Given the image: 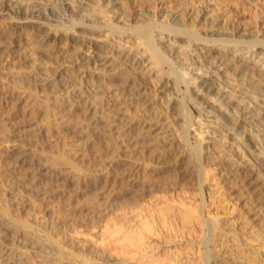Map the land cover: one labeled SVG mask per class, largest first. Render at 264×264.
I'll use <instances>...</instances> for the list:
<instances>
[{
	"label": "bare ground",
	"instance_id": "1",
	"mask_svg": "<svg viewBox=\"0 0 264 264\" xmlns=\"http://www.w3.org/2000/svg\"><path fill=\"white\" fill-rule=\"evenodd\" d=\"M228 1L0 0L6 57L43 52L0 87V264H260L238 229L264 230V0ZM19 104L35 129L13 127ZM75 215L110 252L65 231Z\"/></svg>",
	"mask_w": 264,
	"mask_h": 264
},
{
	"label": "rangeland",
	"instance_id": "2",
	"mask_svg": "<svg viewBox=\"0 0 264 264\" xmlns=\"http://www.w3.org/2000/svg\"><path fill=\"white\" fill-rule=\"evenodd\" d=\"M148 1V0H146ZM228 2L234 4V2L232 0H229ZM248 14V17L252 16L253 10L251 8V6L248 7V9L246 10V12ZM6 21L3 20V18L0 17V31H2V28H4ZM93 34V37L95 39V36L99 39L102 40L101 38L103 36H105L106 32L105 31H94L91 32ZM21 34V33H20ZM42 35V34H41ZM21 38L23 39V41H25V36L24 34H21ZM96 38V39H97ZM111 41H113V38L111 39ZM108 43H110V41H108ZM3 45H0V59L3 58L2 61H4V65L1 66V70L3 73H5L3 76L5 77V79H3V77H1V83L2 85H0L2 92L4 93L5 96H7L6 93V89L2 86H6L7 83L10 81L9 79H11V75L14 76L15 78L18 79V77L22 76V75H26L28 74L27 72L31 73V71H33L36 62L41 61L39 59L40 55H42L43 52L39 51L38 53H32V50L29 48L30 45H27L26 43L23 42V44H21V46L15 50L16 53H18L17 55H15L16 53L14 52V54H12V56L10 57H6L7 50L8 48L4 49L6 44L4 43H0ZM49 45H51L52 47H50ZM49 45H44L45 49L48 52H53L54 50L58 49V46L61 44H54L52 41L49 42ZM13 49H16V47L14 46ZM5 50V52H4ZM6 54V55H5ZM15 59H14V56ZM20 55V56H18ZM11 57L13 59H11ZM27 57V58H26ZM33 57V58H32ZM19 58V59H17ZM37 58L38 61H35L33 59ZM10 59V60H9ZM26 59V60H25ZM28 59V60H27ZM7 60V61H6ZM12 60V61H11ZM21 60V61H20ZM17 61V62H16ZM34 62V63H33ZM33 64V65H32ZM38 64V63H37ZM36 64V65H37ZM99 64V62H98ZM97 64V65H98ZM33 68V69H32ZM10 72V73H9ZM26 73V74H24ZM20 75V76H19ZM7 78V79H6ZM223 80H228V78L226 76H223ZM8 81V82H7ZM22 104V103H21ZM21 104L17 105L18 109L15 108V110L13 111L15 113V116L12 119L13 123V127H16V129H20V128H24L25 129L28 127V125L30 124V128H36V122L40 121V119H35L36 117L39 118V116H36L35 118H30L31 122L27 119L29 117L23 116V114L19 113L20 111H22V108L20 109L19 107H21ZM22 115V116H21ZM34 122V123H33ZM33 125V126H32ZM36 126V127H35ZM75 137V139H74ZM72 139L76 140V135H72L71 136ZM210 138L213 139L214 135H210ZM216 141H219V136H217L215 138ZM219 149V148H218ZM4 163V162H2ZM4 168V166H2L0 169L2 170ZM54 181V184L56 186H58L57 188V192H58V200H61V202L64 201H68V199H66L67 197L65 196V193H68L70 191H72L73 189L71 188V185L69 184L67 179H63V178H59L57 177ZM188 182H191V178H189L187 180L186 184H182V185H174L171 187H169V190H167L166 193H164V197H162V193L160 194L159 192L153 191L152 194L150 195V199L153 201H159L162 199H174L177 198L178 196H175V192L174 190H180V191H187L189 190V185ZM53 184V185H54ZM10 185L8 184L7 186H5V183L0 179V190L2 188H5L6 190L9 189ZM234 191L235 193H239V188L238 186L234 185ZM2 191V190H1ZM91 192V191H90ZM89 193V191H82V196H85V194ZM229 194V195H228ZM218 196L220 198V203L217 207V214L227 218V214H228V209L229 207H231L232 205H237L238 201H235V199L233 197H231L232 195H230V193H228V191H226V189L221 188L219 190ZM162 203V202H161ZM160 203V204H161ZM115 206L114 205H100L97 208V213H99L100 215L104 212V214H108L107 216L111 215L113 210H115ZM37 210L40 211L39 208H37ZM99 210H101L99 212ZM111 210V211H110ZM43 214V215H42ZM244 214V213H243ZM36 217H38L39 219H46L48 221H50L51 219H57L58 215H59V211H57V213H51L50 210H44L36 213L35 214ZM245 217H247V214H245ZM85 218H83L81 215L80 216H72L71 218L67 219L64 224H65V231H67L68 233H74L77 230H85V235L86 238L89 240V245L91 248H93L96 251H101V252H110L111 247L108 244L103 243L100 240V234H99V229L102 226V224L104 223V221L100 220V217H94L92 221L88 222L87 219L86 221L84 220ZM95 220V221H94ZM257 221L251 222L249 221L250 224H248V226H246V229H238V234L241 237V240L244 242V246H242L241 250H244L245 255H243L244 257H246V255L249 252H255L256 255V261L259 262L260 264H264V230H260L258 229V225L256 224ZM238 228H240L239 224H238ZM242 234V235H241ZM57 236V235H56ZM22 240V238H20ZM23 241H21L22 243Z\"/></svg>",
	"mask_w": 264,
	"mask_h": 264
}]
</instances>
